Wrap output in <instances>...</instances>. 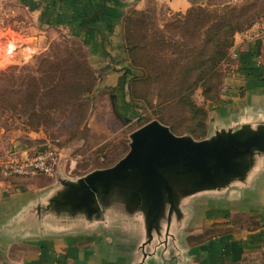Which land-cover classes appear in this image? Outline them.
<instances>
[{
  "label": "crops",
  "instance_id": "0c3cea01",
  "mask_svg": "<svg viewBox=\"0 0 264 264\" xmlns=\"http://www.w3.org/2000/svg\"><path fill=\"white\" fill-rule=\"evenodd\" d=\"M148 1L164 5L170 13H183L204 0H0V40L9 45L0 64L40 50L43 33L52 29L80 41L90 60L108 64L99 80L102 86H113L120 73L110 69L111 59L122 58V19ZM233 38L230 71L215 106L207 110L219 121L264 113V20ZM52 177H41L45 182L35 186L0 178V264H131L137 237L102 227L12 239L6 223ZM186 209L189 217L178 241L179 256L168 249L165 262L150 257L145 264H264V173L233 199L201 196ZM207 230L211 233L199 242L189 241Z\"/></svg>",
  "mask_w": 264,
  "mask_h": 264
},
{
  "label": "water",
  "instance_id": "95a60500",
  "mask_svg": "<svg viewBox=\"0 0 264 264\" xmlns=\"http://www.w3.org/2000/svg\"><path fill=\"white\" fill-rule=\"evenodd\" d=\"M110 99L113 114L126 121ZM205 124V136L193 139L152 119L128 134L127 151L112 165L80 176L56 168L4 228L16 239L102 227L137 237L131 264L165 262L168 249L179 256L191 200L233 199L264 173V113L219 121L207 112Z\"/></svg>",
  "mask_w": 264,
  "mask_h": 264
},
{
  "label": "rangeland",
  "instance_id": "374dc122",
  "mask_svg": "<svg viewBox=\"0 0 264 264\" xmlns=\"http://www.w3.org/2000/svg\"><path fill=\"white\" fill-rule=\"evenodd\" d=\"M193 6L208 9L230 6L236 14L249 17L251 25L264 20V0H204ZM131 11L142 12L146 22L143 26L130 28L133 38L149 36L153 31L161 30L165 21L175 14L154 1H148L143 9H131L126 15ZM11 36L10 34L9 38ZM43 36L44 45L40 50L33 51L22 59H11V63L6 64L11 61L9 60L0 64V166L7 159L19 160L33 155L46 142L57 148L55 169L59 168L68 176H80L95 168L112 165L127 151L128 134L143 123L156 119L152 112L156 102L155 87L149 88L146 100H140L132 98L129 94L130 75H126L123 85L117 84L122 69L128 62L123 50V39L121 60L111 59L110 69L120 73L116 84L102 86L99 79L101 73L108 69V64L90 60L85 46L66 33L48 29ZM8 46L5 47L0 40V60L8 55ZM43 57L45 61H42ZM72 60L77 62L78 68H81L84 62L91 72L89 91L82 94L80 101L75 103L73 97L67 100L58 96L53 98L44 92L42 86L52 74L45 76L46 73L42 71L45 66L61 68L62 61L69 65ZM107 62L109 63L108 58ZM231 65L227 51V56L219 64L216 78L217 87L220 89ZM84 81H88V78ZM33 87H37L38 91L30 99H24L26 88ZM137 90L144 91L145 87L138 86ZM110 95L114 97L118 113L124 116L126 121H120L113 114ZM190 98L196 105L207 110L213 108L217 102L205 100L200 87L193 91ZM205 132L204 121L202 135L195 136L187 129L178 135L186 134L193 139H199L205 136ZM43 176L46 175L4 176L0 172V178H11L14 183H22L25 186L43 184Z\"/></svg>",
  "mask_w": 264,
  "mask_h": 264
},
{
  "label": "trees",
  "instance_id": "16d2710c",
  "mask_svg": "<svg viewBox=\"0 0 264 264\" xmlns=\"http://www.w3.org/2000/svg\"><path fill=\"white\" fill-rule=\"evenodd\" d=\"M123 23V50L128 62L117 84L123 85L126 75H130L129 94L140 100H146L149 88L155 87L156 102L152 111L155 118L174 134L187 129L195 136L202 135L207 109L196 105L190 96L200 87L205 100H218L219 64L227 56L234 34L251 25L249 17L236 14L230 6L209 9L191 6L171 16L161 30L137 39L133 38L130 28L146 24L143 13L131 11ZM60 66L53 69L47 65L42 69L45 76L52 73L42 83L44 92L53 98L73 97L74 103L80 101L81 95L91 87L90 69L84 62L78 68L74 60L69 65L62 61ZM138 86H144L145 90L138 91ZM37 91V87L26 88L24 99H30ZM209 233L210 230L204 231L189 241L199 242Z\"/></svg>",
  "mask_w": 264,
  "mask_h": 264
},
{
  "label": "built area",
  "instance_id": "2783aa9c",
  "mask_svg": "<svg viewBox=\"0 0 264 264\" xmlns=\"http://www.w3.org/2000/svg\"><path fill=\"white\" fill-rule=\"evenodd\" d=\"M57 156V148L46 142L31 156L19 160H5L0 166V172L4 176L51 175L55 169Z\"/></svg>",
  "mask_w": 264,
  "mask_h": 264
},
{
  "label": "bare ground",
  "instance_id": "6f19581e",
  "mask_svg": "<svg viewBox=\"0 0 264 264\" xmlns=\"http://www.w3.org/2000/svg\"><path fill=\"white\" fill-rule=\"evenodd\" d=\"M12 49V47H9V50Z\"/></svg>",
  "mask_w": 264,
  "mask_h": 264
}]
</instances>
